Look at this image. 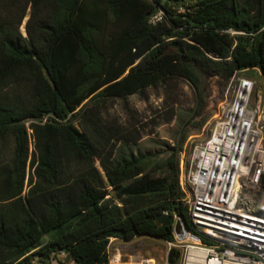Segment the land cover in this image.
I'll list each match as a JSON object with an SVG mask.
<instances>
[{
    "label": "trees",
    "instance_id": "16d2710c",
    "mask_svg": "<svg viewBox=\"0 0 264 264\" xmlns=\"http://www.w3.org/2000/svg\"><path fill=\"white\" fill-rule=\"evenodd\" d=\"M255 67L264 76V0H0V264L62 252L108 264L112 237L175 241L156 222L165 211L192 228L185 144L209 121L213 86ZM156 86L177 129L174 143L153 137L159 150H143L137 112L127 106L124 123L109 109ZM180 259L169 250L170 264Z\"/></svg>",
    "mask_w": 264,
    "mask_h": 264
},
{
    "label": "built area",
    "instance_id": "2783aa9c",
    "mask_svg": "<svg viewBox=\"0 0 264 264\" xmlns=\"http://www.w3.org/2000/svg\"><path fill=\"white\" fill-rule=\"evenodd\" d=\"M161 19L158 13L151 22ZM249 71L263 75L258 67L237 71L207 136L189 162L181 157L179 183L192 228L184 239L168 241L169 250L181 252L179 264H264V93ZM119 240L110 238L108 264H159L152 256L125 253Z\"/></svg>",
    "mask_w": 264,
    "mask_h": 264
},
{
    "label": "rangeland",
    "instance_id": "374dc122",
    "mask_svg": "<svg viewBox=\"0 0 264 264\" xmlns=\"http://www.w3.org/2000/svg\"><path fill=\"white\" fill-rule=\"evenodd\" d=\"M248 74L256 76L259 79V88L264 93V76L256 73L255 71H249ZM178 92L180 105L190 107L194 103L195 93L188 81H179ZM225 92H222L216 85L213 86L212 92L209 97V114L210 117L214 113L217 105L225 97ZM172 99L168 97L167 91L162 86H156L148 88L144 94L131 95L125 100H115L111 102L112 106L109 109V113L112 116L118 117L120 122H127L126 107L134 109L137 112V117L141 124H146L142 128L144 138L142 139L141 146L143 150L158 151V147L155 143L150 141L151 138L165 139L174 143L173 135L177 129L175 120L171 122H165V112L170 107ZM210 120V118H209ZM209 122V121H208ZM206 124L205 131L200 134L191 132L185 144V152L182 154L186 161H190L194 146L202 141L207 135L209 124ZM11 145V147H10ZM13 140L9 141L5 155H9L12 152ZM34 148L33 141L31 142V149ZM116 243H122V250L125 253H137L142 256H152L158 260L159 264H167L169 245L168 241L150 236H138L130 242L122 240ZM51 264H75V262L68 258L65 253H58L56 258ZM170 264V263H169ZM179 264V263H178Z\"/></svg>",
    "mask_w": 264,
    "mask_h": 264
},
{
    "label": "water",
    "instance_id": "95a60500",
    "mask_svg": "<svg viewBox=\"0 0 264 264\" xmlns=\"http://www.w3.org/2000/svg\"><path fill=\"white\" fill-rule=\"evenodd\" d=\"M28 19V17L26 18ZM25 35H27L25 28L23 27ZM156 222L159 226L173 225L174 235L178 239H184L186 237L188 226L183 219L174 220L173 215L161 214L157 217Z\"/></svg>",
    "mask_w": 264,
    "mask_h": 264
},
{
    "label": "crops",
    "instance_id": "0c3cea01",
    "mask_svg": "<svg viewBox=\"0 0 264 264\" xmlns=\"http://www.w3.org/2000/svg\"><path fill=\"white\" fill-rule=\"evenodd\" d=\"M53 261H54V260H53ZM53 261H52V262H53Z\"/></svg>",
    "mask_w": 264,
    "mask_h": 264
}]
</instances>
